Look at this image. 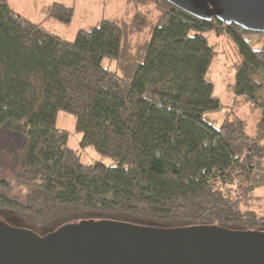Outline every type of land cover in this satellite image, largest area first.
Instances as JSON below:
<instances>
[{
    "label": "trees",
    "instance_id": "1",
    "mask_svg": "<svg viewBox=\"0 0 264 264\" xmlns=\"http://www.w3.org/2000/svg\"><path fill=\"white\" fill-rule=\"evenodd\" d=\"M126 2L130 15L64 39L0 0V126L23 135L0 210L37 234L74 217L264 231V33L165 0ZM41 11L65 24L74 9L53 1ZM208 30L236 47L230 86L236 105L260 113L251 133L230 111L218 125L210 117L223 104L206 77L216 53ZM58 110L75 119L80 147L110 164L80 162L55 126Z\"/></svg>",
    "mask_w": 264,
    "mask_h": 264
},
{
    "label": "water",
    "instance_id": "2",
    "mask_svg": "<svg viewBox=\"0 0 264 264\" xmlns=\"http://www.w3.org/2000/svg\"><path fill=\"white\" fill-rule=\"evenodd\" d=\"M165 1L205 21L264 33V0ZM0 264H264V233L87 220L38 238L0 222Z\"/></svg>",
    "mask_w": 264,
    "mask_h": 264
},
{
    "label": "rangeland",
    "instance_id": "3",
    "mask_svg": "<svg viewBox=\"0 0 264 264\" xmlns=\"http://www.w3.org/2000/svg\"><path fill=\"white\" fill-rule=\"evenodd\" d=\"M16 12L22 13L31 21H43L44 14L41 9L47 4L56 0H8ZM57 2L66 3L72 5L74 12L69 23L62 24L53 19H44V26L48 27L53 33L64 39H72L77 33L78 29H87L88 27L95 25L101 20L100 18L120 17L122 15H130L134 10L131 4H128L126 0H57ZM46 20V21H45ZM207 36V41L215 47V55L210 62L206 77L212 80L213 83V95L216 96L221 104H223L222 110L212 113L211 119H214L216 125L224 115L223 111L232 112L231 115H236L247 122L246 131L251 133L256 119L260 116V113L250 111L248 104L236 105L234 103L235 94L231 90L232 82L234 81V68L233 64L237 60V50L233 46V41L229 39L224 33L216 34L212 30L204 32ZM250 41V45L256 48L261 44L259 37L252 34L247 37ZM103 63L107 64L106 60ZM112 67V66H111ZM237 99V97H236ZM75 119L71 113H67L63 110H58L55 116V126L59 129L66 130L68 133L67 146L77 151L80 156V162L90 163L94 160L101 161L103 164H110V158L101 156L91 146L80 147L79 139L80 133L74 130ZM23 135L18 131L11 130L5 123L0 126V180L9 178L15 179L18 174V154L17 151L22 144ZM260 193L264 194V190L259 189ZM263 204V203H262ZM87 220H100L88 219V218H67L54 224L51 229L45 231L44 234H37L32 228H27L22 225L11 214H7L0 210V222H2L8 228L25 229L30 233L32 232L36 237L42 238L43 236L53 234L63 225L68 223H79ZM114 222H122L108 219ZM135 226H147L144 224H138L133 222H122ZM191 226V225H190ZM153 227V226H147ZM231 230V229H229ZM264 233V231L261 230Z\"/></svg>",
    "mask_w": 264,
    "mask_h": 264
},
{
    "label": "crops",
    "instance_id": "4",
    "mask_svg": "<svg viewBox=\"0 0 264 264\" xmlns=\"http://www.w3.org/2000/svg\"><path fill=\"white\" fill-rule=\"evenodd\" d=\"M57 1V0H56ZM59 1V0H58ZM9 6H11V5H9ZM12 7V6H11ZM13 8V7H12ZM13 10L16 12V10L13 8ZM17 13H19L20 15L22 14V13H20V12H17ZM25 16V15H24ZM28 18V17H27ZM46 21V20H45ZM43 24L45 23L44 22V19H43V21H41ZM46 27V26H45ZM47 29H48V27H46ZM48 30H50V29H48ZM52 32V31H51ZM56 33V32H55ZM56 34H58V33H56Z\"/></svg>",
    "mask_w": 264,
    "mask_h": 264
}]
</instances>
